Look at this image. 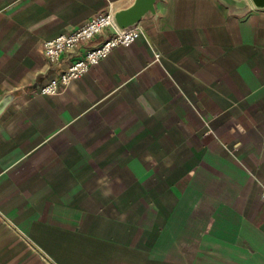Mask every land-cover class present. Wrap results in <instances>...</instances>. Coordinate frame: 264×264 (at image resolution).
Masks as SVG:
<instances>
[{
    "label": "crops",
    "instance_id": "1",
    "mask_svg": "<svg viewBox=\"0 0 264 264\" xmlns=\"http://www.w3.org/2000/svg\"><path fill=\"white\" fill-rule=\"evenodd\" d=\"M246 1H158L43 95L116 30L56 64L44 40L135 0H0V264H264V9Z\"/></svg>",
    "mask_w": 264,
    "mask_h": 264
},
{
    "label": "built area",
    "instance_id": "2",
    "mask_svg": "<svg viewBox=\"0 0 264 264\" xmlns=\"http://www.w3.org/2000/svg\"><path fill=\"white\" fill-rule=\"evenodd\" d=\"M107 28H114L116 33L99 47L87 50L82 56L74 57L65 70L41 86L37 92L43 95H55L60 86L86 74L92 66L103 61L115 48L121 45L129 46L144 34L140 23L123 32L118 31L113 22L112 11L108 10L97 14L72 32L44 40V56L54 64L59 63L67 54L78 51ZM156 57L159 60L160 54Z\"/></svg>",
    "mask_w": 264,
    "mask_h": 264
},
{
    "label": "water",
    "instance_id": "3",
    "mask_svg": "<svg viewBox=\"0 0 264 264\" xmlns=\"http://www.w3.org/2000/svg\"><path fill=\"white\" fill-rule=\"evenodd\" d=\"M161 0H135L134 4L129 8L122 10H111L113 22L118 31L123 32L141 21L148 14H156V4ZM226 5L231 7H245L246 0H221ZM256 8L264 9V0H252ZM11 97H6L0 102V116L11 102Z\"/></svg>",
    "mask_w": 264,
    "mask_h": 264
}]
</instances>
